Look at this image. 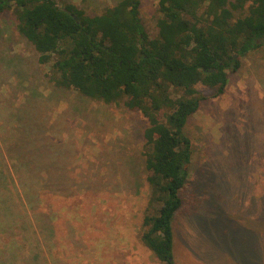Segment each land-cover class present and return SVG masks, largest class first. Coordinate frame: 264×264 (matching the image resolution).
I'll return each mask as SVG.
<instances>
[{"label":"trees","instance_id":"16d2710c","mask_svg":"<svg viewBox=\"0 0 264 264\" xmlns=\"http://www.w3.org/2000/svg\"><path fill=\"white\" fill-rule=\"evenodd\" d=\"M5 11L15 15L18 32L38 52L46 81L42 94L28 88L24 103L8 117L13 123L0 131L2 155L16 161L26 192L24 215L28 227L35 228L29 264H75L68 250L78 235L74 222L84 218L73 214L71 199L77 195L70 184L88 187L89 181H72L65 158L49 159L56 154L49 126L29 110L35 100L50 102L66 91L106 104L124 103L147 119L142 155L151 194L141 240L160 262L177 264L174 223L194 158L186 127L207 98L198 86L212 89L214 96L224 94L229 73L241 68L245 56L264 48V0H158L156 36L143 23L141 0H119L96 14L57 0H0V14ZM31 118L38 123L25 125L23 120ZM59 154L64 157L62 149ZM249 206L255 214L248 224L264 233L259 210L264 194ZM233 215L228 218L242 222L239 213ZM62 237L69 242L60 245ZM19 260V251L13 250L2 264Z\"/></svg>","mask_w":264,"mask_h":264},{"label":"rangeland","instance_id":"374dc122","mask_svg":"<svg viewBox=\"0 0 264 264\" xmlns=\"http://www.w3.org/2000/svg\"><path fill=\"white\" fill-rule=\"evenodd\" d=\"M118 1L57 0L91 14ZM141 15L150 35L156 36L158 0H141ZM37 59L34 46L18 32L15 15L0 14V131L13 123L8 117L24 103L28 88L42 94L46 81ZM229 76L220 96L198 86L207 98L186 127L194 158L184 205L174 223L177 264H264V233L248 224L255 214L250 200L264 194V48L245 56L241 68ZM55 97L35 100L29 110L49 126L56 153L49 159L65 158L72 181H89L88 187L70 184L77 195L71 199L73 214L84 218L74 222L78 238L68 250L70 258L75 264H164L141 240L151 194L142 155L147 119L124 103L106 104L70 91ZM32 120L23 121L35 126L38 122ZM63 139L75 147H65ZM15 162L0 149V264L13 250L20 253L19 263L29 264L35 251V228L28 227L24 215L26 192ZM234 213L242 222L228 218ZM58 241L69 242L64 237Z\"/></svg>","mask_w":264,"mask_h":264}]
</instances>
